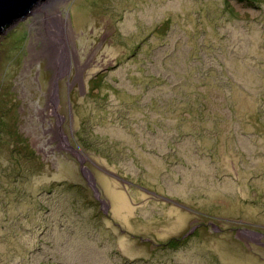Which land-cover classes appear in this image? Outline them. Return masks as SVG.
<instances>
[{
  "label": "rangeland",
  "instance_id": "1",
  "mask_svg": "<svg viewBox=\"0 0 264 264\" xmlns=\"http://www.w3.org/2000/svg\"><path fill=\"white\" fill-rule=\"evenodd\" d=\"M59 3L66 67L0 35V264H264V0Z\"/></svg>",
  "mask_w": 264,
  "mask_h": 264
},
{
  "label": "bare ground",
  "instance_id": "2",
  "mask_svg": "<svg viewBox=\"0 0 264 264\" xmlns=\"http://www.w3.org/2000/svg\"><path fill=\"white\" fill-rule=\"evenodd\" d=\"M59 1L47 0L46 3L36 6L33 11L37 15L40 14L43 26L45 25L46 28L43 32L40 31L45 42L43 52H48L52 63L61 68L62 66L66 67L69 63L70 48L67 39L66 22L58 10Z\"/></svg>",
  "mask_w": 264,
  "mask_h": 264
},
{
  "label": "water",
  "instance_id": "3",
  "mask_svg": "<svg viewBox=\"0 0 264 264\" xmlns=\"http://www.w3.org/2000/svg\"><path fill=\"white\" fill-rule=\"evenodd\" d=\"M41 1L44 0H0V35L8 26L25 19L28 14L34 12L36 5ZM81 165L84 172L86 167L83 160H81ZM92 186L96 190L97 196L100 197V190L95 181L92 182Z\"/></svg>",
  "mask_w": 264,
  "mask_h": 264
}]
</instances>
